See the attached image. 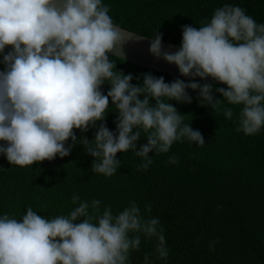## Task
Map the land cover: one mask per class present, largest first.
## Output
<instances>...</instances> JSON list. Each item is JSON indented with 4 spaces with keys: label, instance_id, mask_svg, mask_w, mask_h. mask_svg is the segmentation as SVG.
<instances>
[{
    "label": "clouds",
    "instance_id": "clouds-1",
    "mask_svg": "<svg viewBox=\"0 0 264 264\" xmlns=\"http://www.w3.org/2000/svg\"><path fill=\"white\" fill-rule=\"evenodd\" d=\"M131 39L102 0H0V155L11 165L32 166L64 158L79 143L94 158L96 174L114 175L121 166L117 153L129 150L147 170L153 163L149 153H168L182 139L205 144L201 132L184 123L186 115L169 102L190 104L188 89L198 92L200 106L212 110L225 102L242 106L238 132L254 135L264 127V23L241 7L225 4L201 26L184 25L175 52L163 50L162 33L152 37L150 53L176 65L190 78L187 83H166L151 73L142 74V84L131 83L133 75L118 71L110 59ZM196 77L227 87L214 89ZM110 101L115 131L105 123ZM233 115L232 108L223 109L228 120ZM90 128L96 129L92 140L77 139L74 130ZM142 132L147 143L137 149ZM168 163L178 164L179 158L170 156ZM72 203L78 206L68 215L51 219L31 207L20 219L0 216V264H129L142 235L158 241L144 264H152V256L166 261L159 219L145 218L135 201L116 215L111 206L101 212L97 199L89 204L73 194ZM145 210L150 213L151 205Z\"/></svg>",
    "mask_w": 264,
    "mask_h": 264
},
{
    "label": "trees",
    "instance_id": "trees-1",
    "mask_svg": "<svg viewBox=\"0 0 264 264\" xmlns=\"http://www.w3.org/2000/svg\"><path fill=\"white\" fill-rule=\"evenodd\" d=\"M102 3L122 29L151 39L155 33H162V42L175 45L181 44L184 25L201 26L225 4L239 6L257 23H264V0ZM110 59L115 60L118 71L133 75V84H142L145 73L163 76L166 83L175 79L189 82L113 56ZM109 88L107 83L102 86L104 94ZM187 91L192 97L190 104L169 102L186 115L184 123L201 132L203 146L187 139L174 142L168 153H149L153 163L147 170L139 168L143 161L134 151L117 153L121 166L110 177L92 172L94 158L79 143L64 158L57 156L32 166L11 165L0 155V216L20 219L28 207L48 219L68 215L78 206L72 203L73 194L89 204L93 199L100 200L101 212L111 206L114 215L135 201L145 218L159 219L169 250L166 261L152 256V264H264V127L254 135L238 132L242 106L225 102L219 110H212L200 106L197 91ZM213 94L223 99L219 93ZM226 107L233 109L232 120L223 116ZM108 111L105 123L115 131L117 114L111 101ZM74 131L78 140L81 136L92 140L96 129ZM141 135L137 149L147 143V134ZM173 155L179 158L178 164L168 163ZM146 205H151L150 213ZM212 241L218 242L210 248ZM157 243L155 238L148 240L142 235L140 250L130 252L129 264H144L145 254L154 252Z\"/></svg>",
    "mask_w": 264,
    "mask_h": 264
},
{
    "label": "water",
    "instance_id": "water-1",
    "mask_svg": "<svg viewBox=\"0 0 264 264\" xmlns=\"http://www.w3.org/2000/svg\"><path fill=\"white\" fill-rule=\"evenodd\" d=\"M129 36L131 40L123 46L122 53L117 49L116 53L119 58L123 61L129 62L131 64L143 67L149 70H153L159 73H164L180 78L190 79L188 77L181 76L176 65L169 64L165 60L156 59L149 51L151 38L144 37L142 35L135 34L128 30L123 29ZM139 37V38H138ZM163 50L168 52H175L179 50L180 45H175L172 43L162 42ZM196 81L207 82L217 86L227 87L226 85L219 84L217 81L208 77L207 80H201V78L196 77Z\"/></svg>",
    "mask_w": 264,
    "mask_h": 264
}]
</instances>
